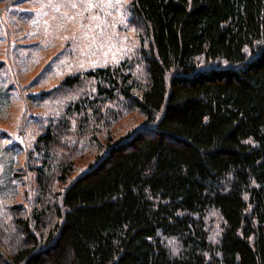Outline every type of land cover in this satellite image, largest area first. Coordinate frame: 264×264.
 <instances>
[{"label":"trees","instance_id":"obj_1","mask_svg":"<svg viewBox=\"0 0 264 264\" xmlns=\"http://www.w3.org/2000/svg\"><path fill=\"white\" fill-rule=\"evenodd\" d=\"M128 10L134 55L27 95L58 108L25 153L35 194L10 207L0 264H264V0Z\"/></svg>","mask_w":264,"mask_h":264},{"label":"rangeland","instance_id":"obj_2","mask_svg":"<svg viewBox=\"0 0 264 264\" xmlns=\"http://www.w3.org/2000/svg\"><path fill=\"white\" fill-rule=\"evenodd\" d=\"M128 11V0H0V91L7 89L0 105V228L10 224L12 205L32 204L34 179L25 153L33 149L39 123L58 108L57 101L29 104L27 95L50 89L72 68L103 67L134 55L138 42ZM139 120L126 116L113 131L118 135ZM90 159L84 156L78 165Z\"/></svg>","mask_w":264,"mask_h":264},{"label":"snow or ice","instance_id":"obj_3","mask_svg":"<svg viewBox=\"0 0 264 264\" xmlns=\"http://www.w3.org/2000/svg\"><path fill=\"white\" fill-rule=\"evenodd\" d=\"M73 6H75V5H73Z\"/></svg>","mask_w":264,"mask_h":264}]
</instances>
